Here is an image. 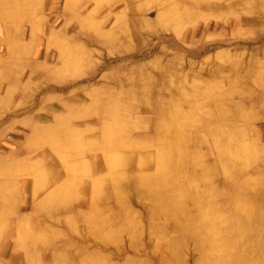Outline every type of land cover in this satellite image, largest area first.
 <instances>
[{"label": "bare ground", "instance_id": "6f19581e", "mask_svg": "<svg viewBox=\"0 0 264 264\" xmlns=\"http://www.w3.org/2000/svg\"><path fill=\"white\" fill-rule=\"evenodd\" d=\"M24 1L27 0H0V14L20 21L21 14L16 16L15 12L20 13ZM58 1L47 0L45 8L58 12ZM119 2L124 9L115 14V23L110 28L108 19L94 17L99 5L82 14L91 6L90 0L77 4L66 0V16L77 20L85 35L104 44L110 54L117 50L128 52L145 36L158 40L152 44L154 50L161 41L177 48L179 44L174 39L160 34L181 31L182 25L197 19L207 21L211 16L222 18L221 24H214L217 28L229 27L232 33L244 30L253 34L251 38L264 40V35L257 36L264 29V0ZM150 9H154L152 16L147 14ZM197 31L200 29L189 33L194 35ZM19 32L17 28L15 34ZM48 42L59 48L63 61L72 57L64 67L69 63L80 64L85 58L87 48L80 43L74 41V45H69L63 36L51 37ZM160 47L159 54L147 49L134 52L133 59L141 56L152 59L149 63H126L121 69L129 76H116L117 91L93 87L87 92L85 106L62 104L67 114L55 115L53 123H36L35 117L29 120L27 142L47 143L49 151H32L24 145L18 152L0 155V175H5L0 178V238L11 231L15 234L13 244L17 249L25 247L23 254L14 248L8 252L10 244L5 243L0 256L8 253L12 264L33 262V255L27 249L35 245L36 232L30 218L20 214V208L30 198L36 201L35 208L67 209L65 204L82 190L72 185L80 173L90 177L91 212L78 210L81 219L88 223L90 219L94 225L96 221L107 224V220L103 221L105 215L109 221L113 217L121 218L115 226L118 229L114 230L127 228L137 215L129 206L130 198L135 197L146 201L148 218L159 221L160 225L151 226L152 234L164 237L172 228L178 230L180 236L171 242L173 249L178 248V239H185L186 243L194 240L202 258L199 264H236V251L228 259L218 252L227 254L232 247L240 251L245 264L264 262V191L251 185L262 182L264 173L246 174L249 163L237 169V162H243L245 156L249 160L260 159L261 147L253 146L257 141L247 135L246 127L264 117V60L261 58L264 50L251 53L246 60L240 55L229 59L212 69L211 77L205 79L192 71L191 66L185 69L182 57L170 55L164 46ZM9 52L11 60L0 61V71L5 74L12 70L13 64H18L14 59L19 54L34 53L20 41ZM28 67L32 73L40 67L48 70L46 65L33 60ZM197 112L200 116L195 115ZM88 113L96 115L95 126L82 129L70 125L71 118ZM257 127L256 131L264 135V122ZM136 132L142 134L134 137ZM133 149L141 151L136 169H133L134 158L128 153ZM21 153L25 156L18 158ZM36 155L41 159L32 160ZM261 168H264V159L254 166L257 171ZM19 173L32 174L30 186H26L25 179L21 182L16 178ZM105 183L103 189L101 186ZM22 186L25 194L21 193ZM87 187L82 191L86 192ZM106 202L108 206L100 205ZM11 214L14 218L9 217ZM32 218L35 224V217ZM229 220L232 221L230 228L225 225ZM7 222L13 227L5 228ZM37 226L42 231L45 229L40 223ZM78 250L80 254L82 249ZM51 257L54 258V253Z\"/></svg>", "mask_w": 264, "mask_h": 264}, {"label": "rangeland", "instance_id": "374dc122", "mask_svg": "<svg viewBox=\"0 0 264 264\" xmlns=\"http://www.w3.org/2000/svg\"><path fill=\"white\" fill-rule=\"evenodd\" d=\"M4 1L9 2L11 0ZM46 1H24L20 13L15 12L16 16L21 14L20 21L9 17L7 14H0V61L9 62L11 60L9 49L16 41H20L23 46L31 47L34 51L31 55L19 54L14 59L18 64H13L12 70L8 71L9 73L5 74V71H0V155L6 156L10 152H18L20 150L19 147L24 145H27L32 151L39 150L40 152L42 149L49 151V144L47 143L43 144L41 142L37 144L29 142V140L27 142L26 137L30 134L28 126L29 120L35 117L33 120L36 123H53V117L55 115L67 114V110L61 107L62 104L73 103L75 105L85 106L88 103L86 99V96H88L87 92L93 87L101 88L102 90L117 91L119 87L115 83L116 76L120 74L125 77L129 76L127 71L125 72V70L121 69L126 63H149L152 59L150 56H141L133 59L132 55L134 52L147 49L148 51L151 50L152 53L159 54V49L162 45L166 53L184 59L185 64L183 66H185V69L188 70L191 66L192 71L197 72L205 79H209L213 73L211 70L217 65L226 64L229 59L236 58L239 55L246 60L251 53L259 49L264 50V40H255L254 37L251 38L253 34L244 30H240L239 32L235 30L232 33V28H217L214 24L216 22H219L217 24H221L223 20L222 18L217 19L211 16L207 21L197 19L193 23L184 24L181 27V31H167L160 34L163 37L169 36L174 39L179 44L177 48L161 41V45L159 44V47L154 50L152 49V44L158 40L145 36L141 38V42L133 45V48L128 52L121 53L117 50L115 53L110 54L104 44L98 40L92 41L89 35H85L84 30L80 29V23L77 20H70L66 16V0H59L57 2V6L59 7L58 12H51L45 8ZM73 1L77 4L81 0ZM90 1L91 6L88 10L85 9L82 14L86 15L88 11L93 10V8L99 5V9L94 13V17L96 20L108 19V28L114 25L115 14L124 9V5L119 0ZM113 3L115 5L110 10L109 7ZM153 11L154 9H150L147 11V14L152 16ZM206 22L207 24H205ZM17 28L20 29V32L16 35L15 30ZM195 29H200V31H197L194 35L189 33ZM243 31L245 33H242ZM183 35L184 37H182ZM258 35H264V29L260 30L257 33ZM61 36L69 42V45H74L73 42L75 41L77 42L76 44L80 43L87 48L84 51L85 58L84 60L82 58L80 64L76 63L72 65L69 63L67 67H64L67 60L72 57H66V60L64 58L63 61L59 48L54 43L48 42L51 37L58 39ZM226 39L231 42L228 44L223 42ZM72 47L74 48V46ZM195 50H202V52L195 54L193 53ZM261 58L264 60V53L261 54ZM31 60L46 65L48 70L40 67L36 69V72H30L28 63ZM60 66L62 68L58 69ZM245 84H248V81ZM253 86L254 83L253 85L249 84V87ZM197 113L195 114L196 116L199 115V112ZM71 119V126L81 127L82 129L96 125V115L91 113L85 114L83 117H74ZM256 120L255 124L250 125L248 128L246 127V131L250 138L253 137V140L255 141L256 139L257 141L256 144L252 143L253 146L256 149L261 147L259 159L261 160L264 159V135H261L256 130L258 124L264 122V117ZM239 127H242V125ZM139 134L142 133L136 132L134 137H139ZM100 152L101 150L97 149V153L101 154ZM128 153L132 154L135 163V165L133 164V169H136V166L140 163L141 151L133 149ZM24 156L25 153H21L18 155V158ZM39 159H41L40 155L32 158L34 161ZM255 159L249 160L246 156L243 157V162H237L239 163L237 164V169L249 163V170L246 171V174L250 175L251 173L252 175H257V172L264 173V168H261V171L254 169L255 164L259 161ZM3 176L5 175H0V178ZM16 178L21 179V182L25 179L28 182L27 187L30 186V180L31 182L33 180L32 174L29 173H19ZM16 178L14 183L17 186L18 180ZM72 185L76 189L81 188L82 190L86 185L88 187L86 192L82 190L80 193L76 192L75 197L65 204L68 205L67 209L61 207L57 209L55 207L50 209L44 207L35 208L36 201L30 198H26V203L20 208V214L30 218L29 220L32 221L34 231L36 232L35 245H31L32 248L27 249V253L33 255L31 257L33 260L31 264L200 263L202 258H199L200 252L196 248L194 240L186 243L185 239H178V248H171L172 240L180 236L178 230L172 228L167 236L165 234L164 237H160L157 233L156 237L152 234L151 226L155 227L160 224L158 220L151 221L148 218L147 210L149 208L145 200L131 197L129 206L136 211V217L132 218V222L129 223L128 227L126 226L127 228H123L122 226L119 230H114L118 229L115 226L121 221V218L113 217L109 221L104 215L103 221L107 220V224L105 222L100 224L96 221L98 225H94L90 219H88V223L78 215V210H82L87 214L91 212L90 201H92V195L90 192L89 175L79 173L77 178L72 181ZM251 185H255L258 189L264 191V180L262 182L255 181ZM101 187L105 189L106 183ZM21 193H24L23 186ZM40 197H42L41 194ZM111 201L114 205V200ZM100 205L104 207V205L108 206V203L106 202ZM35 214L38 215L35 216ZM31 216L35 217V224H33L34 219ZM9 217L14 218V215L11 214ZM38 223L42 227H45L43 231L37 226ZM220 223L223 222L221 221ZM231 224L232 221L230 220L225 223L228 228H230ZM4 226L7 229L13 227L11 222H7ZM227 233L231 235L232 232L228 230ZM14 235L10 231L8 235L1 236L0 251L3 244L7 243V245L10 244L7 247L8 252L13 248L17 252L19 250L21 254L25 252V247L17 249L15 244H13ZM47 238L48 241H46ZM78 249H82L80 254H78ZM234 251H236L234 256V259H236L235 263L245 264L237 248H230L227 254L222 250H218L220 256L227 257L225 259L230 258V254H234ZM52 253H54V258L51 257ZM254 258L257 257L255 256ZM249 261L247 262L249 263ZM0 264H12L8 253L0 256Z\"/></svg>", "mask_w": 264, "mask_h": 264}]
</instances>
